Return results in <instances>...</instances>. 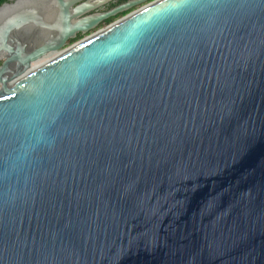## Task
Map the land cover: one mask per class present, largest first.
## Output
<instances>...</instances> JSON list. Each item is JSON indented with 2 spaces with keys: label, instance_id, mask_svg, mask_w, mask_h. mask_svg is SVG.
<instances>
[{
  "label": "water",
  "instance_id": "1",
  "mask_svg": "<svg viewBox=\"0 0 264 264\" xmlns=\"http://www.w3.org/2000/svg\"><path fill=\"white\" fill-rule=\"evenodd\" d=\"M80 1L0 22V264H264V0Z\"/></svg>",
  "mask_w": 264,
  "mask_h": 264
},
{
  "label": "bare ground",
  "instance_id": "2",
  "mask_svg": "<svg viewBox=\"0 0 264 264\" xmlns=\"http://www.w3.org/2000/svg\"><path fill=\"white\" fill-rule=\"evenodd\" d=\"M57 9L53 0H17L13 1L10 8L4 11L3 17L0 19V22H4L7 19L14 18L21 14L26 13H38V16L49 21L50 23H57ZM60 53L54 52L45 56L41 60L35 62L32 66V69L41 67L50 60L57 57Z\"/></svg>",
  "mask_w": 264,
  "mask_h": 264
},
{
  "label": "rangeland",
  "instance_id": "3",
  "mask_svg": "<svg viewBox=\"0 0 264 264\" xmlns=\"http://www.w3.org/2000/svg\"><path fill=\"white\" fill-rule=\"evenodd\" d=\"M157 0H147L145 2H143L142 4L138 5L137 7L133 8L131 11H129V13L127 14H122L119 17L113 19L112 21L102 25L101 27L81 36V37H77V39L75 41H71L66 45V48H69L73 45H75L76 43H79L80 41L108 28L109 26L115 24L116 22L124 19L125 17H127L130 14H133L139 10H141L142 8L156 2ZM49 22V21H48ZM46 24L44 23H39V25L34 24L32 26H29L27 28H25L23 30V34H22V40L23 41H31L33 43H42L44 41H46L48 39L49 36V29L46 28ZM4 59H0V66L3 63Z\"/></svg>",
  "mask_w": 264,
  "mask_h": 264
},
{
  "label": "flooded vegetation",
  "instance_id": "4",
  "mask_svg": "<svg viewBox=\"0 0 264 264\" xmlns=\"http://www.w3.org/2000/svg\"><path fill=\"white\" fill-rule=\"evenodd\" d=\"M53 1H54V4L56 6H58V0H53ZM67 1H72V0H67ZM130 1H134V0H81L77 4L73 5L71 7V10L74 9L75 7H77L80 4H85L86 3L87 5H85V6H89L90 5L91 7H93L88 12L83 14V16H87V15H92V14H100V13L109 12V11L113 10L114 8H116V7L120 6V5L126 4V3L130 2ZM140 4H142V3H140ZM140 4H138V5H140ZM138 5H135V6L131 7L130 9L124 10V11L119 12L118 14H116V15H114L112 17H109V18L105 19L104 21L100 22L97 26H95L93 29H91L87 33H89L91 31L101 27L102 25L112 21L113 19L119 17L122 14L129 13V11H131L133 8L137 7ZM83 35H85V34L82 33V32H78L77 35H76V38L78 36H83ZM70 40H72V39H70ZM70 40H68L67 44L70 42Z\"/></svg>",
  "mask_w": 264,
  "mask_h": 264
},
{
  "label": "trees",
  "instance_id": "5",
  "mask_svg": "<svg viewBox=\"0 0 264 264\" xmlns=\"http://www.w3.org/2000/svg\"><path fill=\"white\" fill-rule=\"evenodd\" d=\"M9 0H0V7L3 5V4H5V3H7ZM78 37H81V36H78ZM77 38H75V39H72V40H70V42L71 41H75Z\"/></svg>",
  "mask_w": 264,
  "mask_h": 264
}]
</instances>
